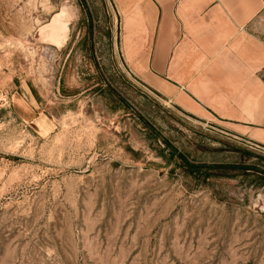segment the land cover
Masks as SVG:
<instances>
[{
	"label": "rangeland",
	"instance_id": "obj_1",
	"mask_svg": "<svg viewBox=\"0 0 264 264\" xmlns=\"http://www.w3.org/2000/svg\"><path fill=\"white\" fill-rule=\"evenodd\" d=\"M151 6L0 0V264H264V59Z\"/></svg>",
	"mask_w": 264,
	"mask_h": 264
},
{
	"label": "crops",
	"instance_id": "obj_2",
	"mask_svg": "<svg viewBox=\"0 0 264 264\" xmlns=\"http://www.w3.org/2000/svg\"><path fill=\"white\" fill-rule=\"evenodd\" d=\"M155 65L164 52L197 36L207 49L232 44L241 58L264 59V39L250 22L264 7V0H151ZM157 59V60H156Z\"/></svg>",
	"mask_w": 264,
	"mask_h": 264
},
{
	"label": "bare ground",
	"instance_id": "obj_3",
	"mask_svg": "<svg viewBox=\"0 0 264 264\" xmlns=\"http://www.w3.org/2000/svg\"><path fill=\"white\" fill-rule=\"evenodd\" d=\"M52 24V23H51ZM51 34H54L56 32L55 26H50Z\"/></svg>",
	"mask_w": 264,
	"mask_h": 264
}]
</instances>
